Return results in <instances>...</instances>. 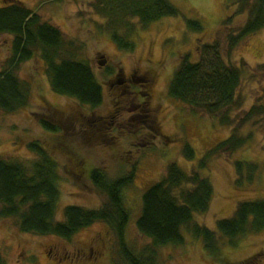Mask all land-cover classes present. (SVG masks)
<instances>
[{"label": "rangeland", "instance_id": "1", "mask_svg": "<svg viewBox=\"0 0 264 264\" xmlns=\"http://www.w3.org/2000/svg\"><path fill=\"white\" fill-rule=\"evenodd\" d=\"M17 1L82 46L78 57L90 63L105 94L97 109L57 96L44 62L37 57L18 71L21 80L31 83L30 105L16 113H0V157L31 163L36 156L28 145L38 141L58 160L57 221L63 220L67 206L99 209L104 204V196L88 178L92 168H105L111 178H117L136 163L134 184L124 196L131 214L126 236L137 248L148 245L150 241L136 229L144 192L166 175L170 163L191 173L207 151L234 132L246 138V143L236 153H221L202 171L211 180L214 197L209 211L196 215L195 221L217 232V223L233 217L242 202L264 200V72L259 68L264 64V29L241 41L232 52L225 48L226 60L243 73L230 108L231 126L195 113L169 96V85L183 57L200 61L204 45L222 41L226 46L229 34L244 26L248 12L236 13L238 0H169L179 15L148 26L137 23L134 52L120 50L104 31L105 19L92 7L95 0ZM232 15L231 28L226 27L224 21ZM190 20L200 21L204 31H189ZM12 41L13 36L0 35V72L11 56ZM120 78L126 81L118 83ZM254 107L258 113L247 120ZM42 120L61 128V145L58 135L43 128ZM186 143L195 151L194 162L184 157ZM237 160L259 165L252 182L238 185ZM184 237V246L159 250L158 264H241L252 257L264 264V231L247 235L235 247L221 236L217 256L208 253L202 240L186 232ZM118 249L114 233L102 223L64 240L26 234L16 220H0V254L5 264H117Z\"/></svg>", "mask_w": 264, "mask_h": 264}, {"label": "trees", "instance_id": "2", "mask_svg": "<svg viewBox=\"0 0 264 264\" xmlns=\"http://www.w3.org/2000/svg\"><path fill=\"white\" fill-rule=\"evenodd\" d=\"M1 2L0 35H11L13 41L11 56L0 72V113H16L30 105L31 83L21 80L18 71L37 57L45 64L53 93L82 106L99 108L104 101V89L90 63L79 59L82 46L67 39L60 28L45 22L38 12L24 3ZM238 4L237 14L248 12L244 26L229 34L226 46L222 41L204 45L200 61H191L189 55L183 57L169 85L171 98L222 126L233 123L230 108L243 74L240 68L226 60L225 51L232 52L241 41L264 29V0H238ZM92 7L105 19L104 31L120 50L127 52L135 51L133 37L137 33V23L148 26L165 17L179 15V9L169 0H95ZM232 22L233 15L225 19L224 25L231 28ZM187 29L200 34L205 28L200 21L190 20ZM259 68L264 72V64ZM257 113L258 108L254 107L247 120ZM41 122L51 135H58L57 141L64 136L59 126L48 120ZM58 142L62 144V140ZM245 143L246 138L234 132L207 151L191 173L176 163L167 166L166 175L142 195L136 229L150 241L142 248L131 244L126 236L131 214L124 196L126 189L134 184L137 164H132L128 172L117 178H111L105 168H92L88 178L98 194L104 196V204L99 209L67 206L63 220L57 221L61 198L60 165L52 150L38 141L28 145L36 156L31 163L0 157V220H16L26 234L64 240H71L94 224H105L117 238V264H158L160 249L185 245L184 232L202 240L208 253L217 256L223 238L235 247L247 235L264 231V200L242 202L233 217L217 223V232L195 221L196 215L209 211L214 197L211 180L204 177L202 171L207 170L221 153H236ZM183 153L187 161H195L196 154L189 143L185 144ZM235 168L238 185L252 182L259 172V165L248 161L237 160ZM0 264H5L1 254ZM241 264H257V257Z\"/></svg>", "mask_w": 264, "mask_h": 264}, {"label": "flooded vegetation", "instance_id": "3", "mask_svg": "<svg viewBox=\"0 0 264 264\" xmlns=\"http://www.w3.org/2000/svg\"><path fill=\"white\" fill-rule=\"evenodd\" d=\"M126 81V79L125 80H121V78L120 79H118V83H124ZM79 254V253H78ZM77 255V254H76Z\"/></svg>", "mask_w": 264, "mask_h": 264}]
</instances>
